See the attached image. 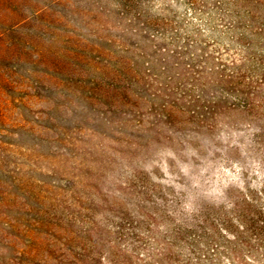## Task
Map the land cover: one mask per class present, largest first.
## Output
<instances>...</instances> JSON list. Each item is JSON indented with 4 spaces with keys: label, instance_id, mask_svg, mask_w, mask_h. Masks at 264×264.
Segmentation results:
<instances>
[{
    "label": "clouds",
    "instance_id": "9594fccd",
    "mask_svg": "<svg viewBox=\"0 0 264 264\" xmlns=\"http://www.w3.org/2000/svg\"><path fill=\"white\" fill-rule=\"evenodd\" d=\"M143 10L161 27L132 28L137 44L121 47L139 61L156 104L100 128L87 118L67 123L72 110L55 132L36 123L43 115L16 124L50 141L9 146L25 179L65 157L87 173L78 176V199L68 201L71 229L50 240L55 257L45 254L41 264H264V233L246 218L264 214V35L235 27L243 10L234 4L147 0ZM42 147L60 155L46 157ZM246 205L256 212L246 214ZM13 254L35 252L20 245Z\"/></svg>",
    "mask_w": 264,
    "mask_h": 264
},
{
    "label": "rangeland",
    "instance_id": "374dc122",
    "mask_svg": "<svg viewBox=\"0 0 264 264\" xmlns=\"http://www.w3.org/2000/svg\"><path fill=\"white\" fill-rule=\"evenodd\" d=\"M147 0H0V264H41L45 254L55 257L50 240L62 239L73 224L72 208L68 203L78 199L82 183L74 165L65 157L59 168L50 172H34L25 179L12 167L11 145L50 143L48 138H37L31 130L16 127L18 121L37 120L43 128L55 132L65 123L64 110H72L71 124L94 122L96 128L109 123L125 122L146 103L156 104L141 73L139 61L121 45L135 46L132 28L149 32L161 26L142 15ZM199 8L209 3L220 9L234 4L237 29H261L264 35V0H184ZM115 5V7H112ZM143 26L142 28L140 26ZM111 26V27H110ZM121 27L129 31H119ZM142 39L149 36L145 33ZM242 41L251 44L247 37ZM119 41V44H118ZM178 60V57H174ZM219 85L203 92L210 98ZM44 102L47 109H37ZM174 103V102H173ZM86 111H75L71 105ZM165 101L159 99L161 111ZM154 111L156 108L154 107ZM53 119L56 123H52ZM18 132L19 138L10 139L3 133ZM43 154L56 159L58 152ZM68 153L74 155L69 148ZM245 213H254L246 205ZM258 219L246 215L250 227L264 233V214ZM27 245L29 253L14 255L17 246Z\"/></svg>",
    "mask_w": 264,
    "mask_h": 264
}]
</instances>
